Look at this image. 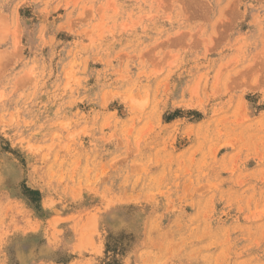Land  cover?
<instances>
[{"label": "rangeland", "instance_id": "374dc122", "mask_svg": "<svg viewBox=\"0 0 264 264\" xmlns=\"http://www.w3.org/2000/svg\"><path fill=\"white\" fill-rule=\"evenodd\" d=\"M0 264H264V0H0Z\"/></svg>", "mask_w": 264, "mask_h": 264}]
</instances>
